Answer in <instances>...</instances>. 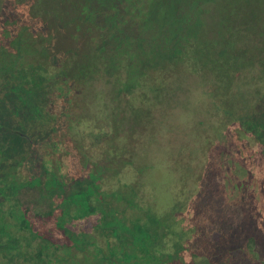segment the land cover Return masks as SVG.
<instances>
[{
	"label": "trees",
	"instance_id": "1",
	"mask_svg": "<svg viewBox=\"0 0 264 264\" xmlns=\"http://www.w3.org/2000/svg\"><path fill=\"white\" fill-rule=\"evenodd\" d=\"M218 1L170 28H11L2 8L0 264H264V11ZM162 157L194 159L163 202Z\"/></svg>",
	"mask_w": 264,
	"mask_h": 264
},
{
	"label": "rangeland",
	"instance_id": "2",
	"mask_svg": "<svg viewBox=\"0 0 264 264\" xmlns=\"http://www.w3.org/2000/svg\"><path fill=\"white\" fill-rule=\"evenodd\" d=\"M205 1L0 0V15L3 12L2 8H5V17L9 19V24H14L11 28L30 25L32 21L38 25L49 22L60 28V31L66 28H99V26L100 28H170L171 21L193 25L200 18V8ZM237 2V0L218 1L220 6L231 7ZM246 3L247 6L264 11V0H246ZM172 18L174 20H171ZM260 113L262 116L256 118V121L260 126H264V111ZM230 141L229 134L218 138V143L226 148V152L219 155V175L224 182L227 199L237 202L238 187L245 181L246 176L241 163L234 157V147ZM193 161V157L189 160L186 157H177L174 160L162 157L151 161V170L148 174L150 185L159 194L162 202L168 198L167 195L174 186V166L180 171L187 166V163ZM23 198L25 203L33 208H38L37 206L41 204L37 203L38 193L35 191L26 192ZM249 199L245 197L243 202L246 212ZM238 200L241 202L240 197Z\"/></svg>",
	"mask_w": 264,
	"mask_h": 264
}]
</instances>
